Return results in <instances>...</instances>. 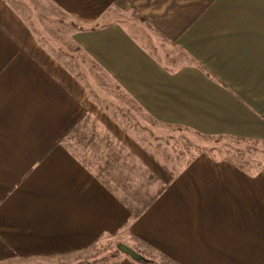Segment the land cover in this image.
<instances>
[{
	"label": "crops",
	"instance_id": "crops-1",
	"mask_svg": "<svg viewBox=\"0 0 264 264\" xmlns=\"http://www.w3.org/2000/svg\"><path fill=\"white\" fill-rule=\"evenodd\" d=\"M46 1L148 122L264 140V0ZM27 3L0 0V264L109 238L175 264H264V164L200 151L174 169L41 42Z\"/></svg>",
	"mask_w": 264,
	"mask_h": 264
},
{
	"label": "rangeland",
	"instance_id": "rangeland-1",
	"mask_svg": "<svg viewBox=\"0 0 264 264\" xmlns=\"http://www.w3.org/2000/svg\"><path fill=\"white\" fill-rule=\"evenodd\" d=\"M27 4L35 33L42 40L40 41L55 53L63 51L65 54H71L73 58L69 59V62L72 64L78 62V72L84 80H88L86 84L90 86L92 98L102 100V104H106L107 107H113L115 115L127 121L128 126L131 125L138 132L142 131L145 141H150L154 150L166 163L173 164L174 169L200 151L229 158L238 163L264 164V140L200 136L182 128L155 126L154 123L145 120L136 106L118 91L99 69L77 49L72 46L69 49L67 36L72 26L63 14L46 0H29ZM130 13L119 12L118 15L131 20L137 19L134 13ZM136 22L138 23V19ZM145 43L150 45L152 40L149 42L145 39ZM157 46L161 52L164 51L163 54H166L167 58H170L167 60L181 59L182 54L167 45ZM120 254L129 255L136 264H175L136 240L128 241L121 238H109L72 255L47 259H15L9 264H107Z\"/></svg>",
	"mask_w": 264,
	"mask_h": 264
}]
</instances>
